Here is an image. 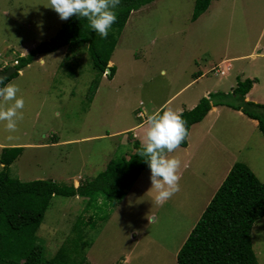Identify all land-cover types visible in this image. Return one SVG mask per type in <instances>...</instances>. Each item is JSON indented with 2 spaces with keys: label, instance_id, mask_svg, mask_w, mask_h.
Returning <instances> with one entry per match:
<instances>
[{
  "label": "rangeland",
  "instance_id": "rangeland-1",
  "mask_svg": "<svg viewBox=\"0 0 264 264\" xmlns=\"http://www.w3.org/2000/svg\"><path fill=\"white\" fill-rule=\"evenodd\" d=\"M195 3L156 0L131 15L109 63L115 67L113 77L109 67L99 75L86 45H75L38 55L12 78L8 83L18 85L25 104L14 132L0 121V154L3 147H24L9 168L11 174L22 181L51 179L76 187L95 179L112 158L129 152L122 140L130 133L115 132L141 120L136 114L141 102L142 111L150 110L149 103L159 106L200 74L163 109L174 110L201 88L229 94L239 80L264 79V56L255 54L264 50V0H214L193 20ZM48 6L49 0H0L1 68L14 67L17 58L55 37L69 19L61 20ZM224 58L232 68L228 75L216 74L214 68ZM227 100L237 101L234 94ZM221 112L212 133L206 122L198 128L201 122L196 123L193 139L197 129L206 138L192 144L190 155L180 147L168 154L178 153L184 162L178 169L180 190L165 203L155 202L149 169L122 200L102 194L94 199L54 196L34 245L48 260L73 237L77 246L71 239V254L66 255L71 264H178L179 249L221 186L217 177L224 173L216 169L224 167L215 166L212 156L216 134L225 142L220 151L236 154L231 161L247 163L264 182L261 131L248 118L224 108ZM252 241L259 264H264V217L255 223Z\"/></svg>",
  "mask_w": 264,
  "mask_h": 264
},
{
  "label": "trees",
  "instance_id": "trees-1",
  "mask_svg": "<svg viewBox=\"0 0 264 264\" xmlns=\"http://www.w3.org/2000/svg\"><path fill=\"white\" fill-rule=\"evenodd\" d=\"M153 1L155 0H121L116 9L117 21L109 30L107 38H101L92 31L86 19L70 17L62 24L55 37L16 59L15 72L4 79V84L18 76L38 55L51 54L63 47L75 45H86L85 49L99 75L103 76L109 67L110 77H113L115 67L109 66V63L131 13ZM212 1L214 0H196L194 19L206 12ZM7 69L8 67H0L1 72ZM252 86L251 79L240 80L232 93H210L193 109L182 111L181 114L187 121L188 134L178 147L188 145L192 126L204 120L215 106L226 105L256 119L264 136V104L246 100ZM232 94L236 102L227 100ZM134 145L133 153H126L119 159L112 158L103 172L91 181L82 182L79 187L51 179L20 180L11 174L9 168L22 155L24 147H3L0 154L3 166L0 172V264H71L66 260V255L71 254L67 243L73 237L57 251L54 258L48 260L44 258V250L34 245L36 233L52 198L80 195L94 199L102 194L122 200L126 190L144 170L149 169L136 154L141 144L137 142ZM263 217L264 182L247 163L237 161L179 249L177 263L259 264L253 249L252 231L255 223ZM75 230L76 225L74 232ZM72 243L77 246L76 240L72 239ZM75 264L91 263L84 260Z\"/></svg>",
  "mask_w": 264,
  "mask_h": 264
},
{
  "label": "clouds",
  "instance_id": "clouds-1",
  "mask_svg": "<svg viewBox=\"0 0 264 264\" xmlns=\"http://www.w3.org/2000/svg\"><path fill=\"white\" fill-rule=\"evenodd\" d=\"M120 2L121 0H49L48 7L58 13L61 20L73 16L86 19L92 31L101 38H107L109 30L117 21L116 9ZM164 74L165 71L161 70V75ZM0 85V121L5 122L7 130L14 132L17 121L23 116L20 110L24 108V97L18 95V85L4 84L2 76ZM7 102L11 103L4 108L3 105ZM148 123L146 138L136 154L148 165L151 189L156 190L155 202L162 205L180 190L178 169L181 162L177 157H169L168 153L173 152L186 138L187 121L178 110L167 109L150 117ZM80 185L81 183L76 187Z\"/></svg>",
  "mask_w": 264,
  "mask_h": 264
},
{
  "label": "crops",
  "instance_id": "crops-1",
  "mask_svg": "<svg viewBox=\"0 0 264 264\" xmlns=\"http://www.w3.org/2000/svg\"><path fill=\"white\" fill-rule=\"evenodd\" d=\"M155 1H153V2H155ZM153 2H151V3H153ZM151 3L146 4L145 6H143L142 8H140L138 10H134L133 13H131V15H134V14H136L139 11L140 12L145 11V8L147 9L148 6ZM199 17H197L196 19H193V20H197ZM254 53L255 52H252V54H249V55L250 56H255ZM255 54H262L261 56H264V50H260V51H258V53H255ZM226 59H229V58H224L222 60V63L219 64L218 66H216L214 69H217L219 66L224 65L227 61H229V60L226 61ZM166 74L167 73L165 71V75ZM228 74H229V72L226 75H228ZM202 75L203 74H200L196 79H193L191 82H188L182 88H180L179 90L175 91V93H173L172 95H170L169 98H167L164 101L163 104H160L159 106H157L156 104L149 103L147 106H149V109L150 110H148L147 107H145V109L143 108V111H144V113H143L144 116L143 117L144 118L139 117V114H138L139 111H142L141 110V103H144V102H141L140 103V107L137 109V113H136V114H138V116L137 115L136 116H137V119L140 118L141 120L138 121V122H133L132 125L129 126V128L120 130L119 132H115V133H121V132H124V131H128V132H125V133H130L129 136L126 135L123 138V140H122V143L125 146H128L129 147V152L128 153H133L134 152V146H135L134 144L135 143L139 142L141 144V146H142V142L146 138V132H147L148 127H149V123H148L149 118L152 117V116L157 115L158 113H162L163 111H165V109H163V108L166 105H168L169 102H171L173 99L177 98V96H179V94L184 89H186L191 83H193L196 80L200 79ZM247 79H251L253 81V86H252L251 90L249 91V93L246 95V100L247 101H251V102H255V103L264 104V79L259 78V77H252V78L249 77ZM244 80H246V78ZM239 81L237 83H239ZM209 92H210L209 90L205 91L204 89L201 88V89L198 90V94H197V91H194L192 93V95H186L182 100L179 101L180 102L179 106L175 107L174 110H178L181 113L184 110L193 109V107L196 106V104L198 103V101H200L203 96L204 97H205V95H208L209 96V94H210ZM208 96H206V97H208ZM187 105H189V107ZM144 106H145V104H143V107ZM225 106L226 105L213 107L212 110L207 114V116L205 117V119L201 121V124L197 125V128L200 127V126H202V124L204 122H206L207 128L210 129V132L212 133V131L214 130L213 123L216 121V118H218L219 115L222 114V112H221L222 108L229 110L230 112H232V114H235L236 116H241V118H248V120H250L253 123V125L258 128L259 122L256 119H253V118L248 117L247 115H245L240 110H236V109H234L232 107H229V106H226L225 107ZM195 127H196V124H194L192 126V128H191V130L189 132V135H188V145L186 147H180V148H184L182 150H185L187 156L190 155V151L189 150L191 149L193 143L195 145L196 144H199L200 142L203 143L202 141H204V139L206 138L205 136H204L205 138H202V136H203L202 131L199 130V129H197V134L195 135L196 137H195V140H194L193 139V136H194V133H195V131H194L195 130L194 129ZM214 137H215V139L217 141V143H216L217 146L214 148V151L212 150V156L214 158V164H215V166H222V167H224V168H221V169H218V168L216 169V171L219 170V171H221V172L224 173V174H221L220 176L217 177L218 182H221L222 181L221 182V185H222V183L224 182V180L228 176L230 170L232 169V167L234 166V164L238 160L236 158V160H234L233 162L231 161V157H233V156L235 157L236 154H233V155L226 154V152L224 150L221 152L220 150H222L223 148H225V142H223L219 138V136L217 134ZM219 143L221 145H219ZM238 151L240 152L241 150H238ZM228 152L229 153H235V152H230V150ZM168 154H170V153H168ZM225 155L226 156L228 155L229 160H228V158H226ZM176 156L178 157V159L180 160L181 163L184 162V157L182 158V157L178 156V153H177ZM108 163L109 162H107V164ZM78 183L79 182H77V184Z\"/></svg>",
  "mask_w": 264,
  "mask_h": 264
},
{
  "label": "built area",
  "instance_id": "built-area-1",
  "mask_svg": "<svg viewBox=\"0 0 264 264\" xmlns=\"http://www.w3.org/2000/svg\"><path fill=\"white\" fill-rule=\"evenodd\" d=\"M231 68H232V64H231V62L230 61H227L224 65H221V66H219L217 69H215V72L218 74H221V75H226L230 70H231ZM143 103H141V105H142ZM143 111H139L138 112V114H139V116H142L143 115V113H142Z\"/></svg>",
  "mask_w": 264,
  "mask_h": 264
},
{
  "label": "water",
  "instance_id": "water-1",
  "mask_svg": "<svg viewBox=\"0 0 264 264\" xmlns=\"http://www.w3.org/2000/svg\"><path fill=\"white\" fill-rule=\"evenodd\" d=\"M15 72V68L10 67L7 71L1 72L0 71V76L4 77V79L10 77L13 73ZM108 72L111 73V69L108 68ZM1 86V85H0Z\"/></svg>",
  "mask_w": 264,
  "mask_h": 264
}]
</instances>
